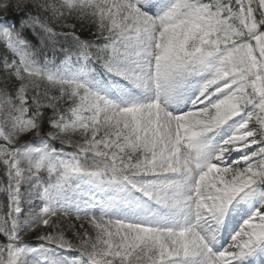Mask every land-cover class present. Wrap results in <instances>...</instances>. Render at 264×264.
Wrapping results in <instances>:
<instances>
[{"label": "snow or ice", "instance_id": "1", "mask_svg": "<svg viewBox=\"0 0 264 264\" xmlns=\"http://www.w3.org/2000/svg\"><path fill=\"white\" fill-rule=\"evenodd\" d=\"M0 12V264H264V0Z\"/></svg>", "mask_w": 264, "mask_h": 264}, {"label": "rangeland", "instance_id": "2", "mask_svg": "<svg viewBox=\"0 0 264 264\" xmlns=\"http://www.w3.org/2000/svg\"><path fill=\"white\" fill-rule=\"evenodd\" d=\"M1 13V12H0ZM38 235V233H32L30 234L29 236L26 237V239L30 240L31 242L32 241H36V236ZM71 235V234H69Z\"/></svg>", "mask_w": 264, "mask_h": 264}, {"label": "trees", "instance_id": "3", "mask_svg": "<svg viewBox=\"0 0 264 264\" xmlns=\"http://www.w3.org/2000/svg\"><path fill=\"white\" fill-rule=\"evenodd\" d=\"M15 18H18V17H15ZM84 38H90V37L88 36V33H87V32L84 33Z\"/></svg>", "mask_w": 264, "mask_h": 264}]
</instances>
